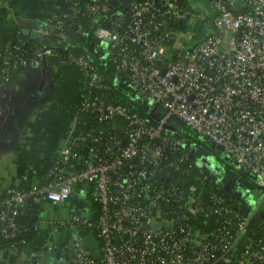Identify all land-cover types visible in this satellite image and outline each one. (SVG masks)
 Wrapping results in <instances>:
<instances>
[{
  "label": "built area",
  "instance_id": "obj_1",
  "mask_svg": "<svg viewBox=\"0 0 264 264\" xmlns=\"http://www.w3.org/2000/svg\"><path fill=\"white\" fill-rule=\"evenodd\" d=\"M110 2L75 5L45 22L42 34L56 44L70 41L66 16L104 12L96 34L110 39L111 74L137 92L145 114L110 97L87 46L70 53L66 62L83 77L77 115L85 113L89 127L67 139L40 182L6 190L4 231L13 230L27 197L61 205L76 185H91L95 214L42 221L53 231L70 230L58 254L63 264H264V229L249 230L262 217H255L253 203L244 211L215 189L204 194L174 179L191 150L171 125L179 118L219 144L234 167L255 174L264 187V0H129L127 19L106 13ZM204 22L213 31L188 42ZM77 31L87 33L82 26ZM46 52L37 48L26 56L16 44L3 55L0 80L41 64ZM151 111L159 116L154 122ZM94 118L109 127L92 126ZM199 217L211 228H202ZM87 228H95V249L80 233Z\"/></svg>",
  "mask_w": 264,
  "mask_h": 264
},
{
  "label": "crops",
  "instance_id": "obj_2",
  "mask_svg": "<svg viewBox=\"0 0 264 264\" xmlns=\"http://www.w3.org/2000/svg\"><path fill=\"white\" fill-rule=\"evenodd\" d=\"M65 2L0 0V36L6 30L20 28L24 39H43L45 16L51 8L59 9ZM45 45L47 52L41 64L16 70L10 80L0 83V193L22 183H38L47 162L60 152L67 139L84 132L90 124L85 113L77 115L83 91L82 71L62 61L52 45ZM101 55H105V50H101ZM111 79L109 83L114 77ZM191 146L195 148V155L201 148V164L213 175V180L225 182L231 169H239L206 138L193 139ZM207 161L211 162L214 173L206 167ZM85 191L84 187L75 186L68 205L69 216L92 213L91 208L88 213L82 208L85 207ZM16 218L18 223L22 221L21 214ZM58 242L57 249L60 248ZM52 262L45 264H54ZM0 264L35 263L23 252L18 254L16 250L2 247Z\"/></svg>",
  "mask_w": 264,
  "mask_h": 264
},
{
  "label": "trees",
  "instance_id": "obj_3",
  "mask_svg": "<svg viewBox=\"0 0 264 264\" xmlns=\"http://www.w3.org/2000/svg\"><path fill=\"white\" fill-rule=\"evenodd\" d=\"M91 0H66L65 5L59 9L51 8L50 11L45 16V22L48 20H51L54 18L55 15L58 17H63V14L72 12L73 6L77 5L80 9L84 8V6L90 2ZM129 0H126L124 2H121L120 4L116 6H111V2L108 3V10L106 13L114 14L116 12L123 13L125 19L129 16V10L126 8V5L128 4ZM104 18V12H100L97 14H77L72 16H66L65 17V28L67 31L70 32L71 39L67 42L58 43L56 47H54L55 52L57 53L58 57L62 61L69 60V54L70 53H80L83 50V46H87L90 49L93 61L97 67V70L102 73L105 80L110 81L111 78L114 77L111 74V63L105 59L107 54L108 45L102 44V41L98 40L97 36V29L103 22ZM82 26L87 31L86 34H80L77 29ZM182 27V26H181ZM179 27V28H181ZM23 34L20 28L15 29H9L4 32V35L0 36V78L2 74V67H3V55L6 53V51L11 50L14 48V46L17 44L21 48V51L26 55H32L34 53V50L37 48H45L46 45L43 42V39L39 38H23ZM101 50H105V55H101ZM31 65V64H30ZM29 66V65H28ZM27 67V66H26ZM24 67V68H26ZM23 69V68H21ZM20 70V69H19ZM0 83H2V80H0ZM114 84H117L121 89L123 88H129L132 89L131 86L123 79L118 78V81L113 80L111 83H109V93L110 97L114 100H117L119 102H122L126 104L125 99H118L117 93L114 90ZM142 106V105H141ZM132 109L137 110L138 112L145 114V110L141 107L134 106ZM91 125L95 126L97 128H108L109 123L108 122H98L95 118L94 120H91ZM188 127V126H187ZM193 133L192 129H190ZM180 133V131H179ZM197 133V132H195ZM185 142V149H190L191 144L193 142V139L189 136L184 138L181 134H179ZM192 149V148H191ZM190 149V150H191ZM54 158V157H53ZM53 158H51L43 171V175L41 180L45 177L49 166L52 164ZM193 163V164H191ZM196 163L198 162L197 156L194 154V152L191 151L189 158L186 159L181 163V172L175 171L174 179L181 183L184 186L189 185H196L199 189H204L203 192L206 194L208 189H215L220 193H223L231 202H233L236 206H240L241 210L244 209V211L250 210V204L251 203H240L237 199V193L232 191L231 189H227L225 187V183L221 180H213L211 176L208 174L207 170L204 167V171L208 174L207 177H204L203 173H201L198 169V165ZM40 180V181H41ZM39 181V182H40ZM30 185L27 184H19L16 187H10V188H22L27 189ZM85 188V187H84ZM86 189V195L88 198L91 199V210L92 215L95 214L99 209V203L96 198V195L93 192V188L91 185H89ZM7 190V189H6ZM6 190L0 193V213L2 209L5 207L4 204H2L3 198L7 195ZM72 196V195H71ZM71 198V197H70ZM70 198L67 200L70 201ZM66 202V203H67ZM44 203H50L46 200H43L41 202L34 201L31 197H27L24 204L19 206L20 214L22 215V221L16 222L13 230L10 231L9 234H7L6 231H4V228H6L9 225L8 220H1L0 219V248L7 247L12 250H16L19 252H23L25 255L30 256L33 253L43 251L46 249L47 245L52 241V239L56 238H62L68 239L67 234H69L70 230L64 231L62 230V227L59 229V231H53L52 227L48 222H42L43 220L49 219L48 216H43V204ZM69 203V202H68ZM52 208H56L59 205L50 203ZM197 223L200 224L202 228H211V224H202V217H199L197 219ZM251 225L249 227L250 229L257 228L258 230L264 229V215L261 217V220L256 222L255 220L251 221ZM58 230V229H57ZM63 233L64 235H60ZM90 232H95V228H87L80 230V233L82 235H88L90 236ZM60 241V240H57ZM63 240L58 242L59 247L62 245ZM58 254L60 251V248L57 249Z\"/></svg>",
  "mask_w": 264,
  "mask_h": 264
},
{
  "label": "rangeland",
  "instance_id": "obj_4",
  "mask_svg": "<svg viewBox=\"0 0 264 264\" xmlns=\"http://www.w3.org/2000/svg\"><path fill=\"white\" fill-rule=\"evenodd\" d=\"M213 28L211 26H209L207 24V22H204L202 24V27L199 31H197V33H194L193 37L189 39L188 42H195L201 38H203L207 33L212 32ZM110 42L109 38H104V40L102 41L103 46L107 45V43ZM77 67V66H76ZM79 68V67H78ZM114 90L116 91V95L118 97V99H125V103L128 107H134V106H138L143 108L144 110L146 109L145 107L141 106L139 104V96L137 94V92H135L132 89L129 88H123L121 89L117 84H114ZM173 126V128L178 129V131H180V134L186 138L187 136L191 137L192 139H197L199 138L200 140H204L205 137L202 134H198V133H193L189 127L186 126V124L184 123V121H182L179 118H175L173 120V123L171 124ZM193 152H195V148L192 147ZM219 152V151H217ZM220 153L223 155H225L223 150H220ZM201 156H198V159H200ZM224 158V157H223ZM200 164L202 163V159H200ZM206 167L213 168L211 162L207 161L206 162ZM207 172L208 169L206 168ZM211 172L214 173V170L211 169ZM209 174V173H208ZM210 175V174H209ZM211 177L213 175H210ZM86 190V189H85ZM264 190V189H263ZM86 192V191H85ZM246 195H248L247 197H249L248 201L249 203H253L252 208L255 211V217L256 218H260L262 213L264 212V199H263V193L261 191V193L258 194H252L249 192H246ZM237 199L238 201H240L241 199V195H237ZM84 200H85V207L84 208V213H88L90 212V208H91V199L84 196ZM69 202V201H68ZM62 203L61 205H59L56 208H52L50 203H44L43 204V216H48L49 218H57V219H61V218H67L69 216V203ZM64 215V216H59V215ZM88 215V214H87ZM90 215V213H89ZM66 216V217H65ZM70 217V216H69ZM67 235H69L68 233H65ZM60 241L61 240H65V238H59ZM59 241V242H60ZM85 241L92 247V248H96L98 242L95 238L85 235ZM51 245V248L48 249V245L46 247V249H44L43 251H39L36 253H33L30 255V259L36 264L35 260H39L41 262V264H45V263H50V261H53L52 263L54 264H63L61 261L58 260V253H57V240L54 236V238L52 239V241L49 243ZM18 254L20 253L19 251H16ZM29 257V256H28Z\"/></svg>",
  "mask_w": 264,
  "mask_h": 264
},
{
  "label": "flooded vegetation",
  "instance_id": "obj_5",
  "mask_svg": "<svg viewBox=\"0 0 264 264\" xmlns=\"http://www.w3.org/2000/svg\"><path fill=\"white\" fill-rule=\"evenodd\" d=\"M207 142H209L208 139H206ZM211 144V142H209ZM193 146L190 147V149ZM220 150H222V148H219ZM226 156V155H225ZM244 173H247V175H244ZM252 173H249L247 171H245L244 169H231V171L227 174V178L225 180V187L227 189H231L232 191H234L235 193H238V195H241V199H240V203H249L248 199L249 197H247L248 195H246V192L252 193L253 189L258 188L257 186V182L256 180L252 179L250 177ZM247 180V181H245ZM248 181L252 184L251 188H248V185H246L245 183H248ZM263 193V199H264V190L263 189H259V193ZM253 194V193H252ZM264 215V212L262 213L261 216Z\"/></svg>",
  "mask_w": 264,
  "mask_h": 264
},
{
  "label": "water",
  "instance_id": "obj_6",
  "mask_svg": "<svg viewBox=\"0 0 264 264\" xmlns=\"http://www.w3.org/2000/svg\"><path fill=\"white\" fill-rule=\"evenodd\" d=\"M124 1H126V0H111V4H110V5H111V6H116V5H118V4H120L121 2H124ZM104 25H105L106 27H108V28L110 27V23H109V22H105ZM43 42L46 43L48 46H51V45H52V47H56V45H57L55 41H52L50 38L45 37V36L43 37ZM165 110H166V109H165L164 107L161 106V107L157 110V112L163 114V113L165 112ZM147 115L150 116L151 122H154V121H156V120L159 118V116H158L155 112H153V111H151L150 114H147ZM172 118H173V115L170 116L169 121H171ZM167 126L170 127V124L168 123ZM209 142H211V145H212L213 147L216 146V148H220V145H219V144H216L214 141H210V140H209ZM124 143H125V141H124ZM200 149H201V148H198V150L196 151V155H197V156H201V154H202V152H201ZM191 151L193 152L192 149H191ZM204 153H206V152L204 151ZM226 158L228 159L229 156L226 155ZM241 169H242V168H241ZM250 177H251L252 179H254V180H256V178H257V176H256L255 174H251ZM245 181H247V180H245ZM245 184L248 185L249 188L252 187V184H251L249 181H248V183H245ZM257 187H258V188L252 190L255 194L258 193L259 189H264V187H261V186H257ZM8 230L11 231V230H12V227L9 226V227H8Z\"/></svg>",
  "mask_w": 264,
  "mask_h": 264
}]
</instances>
